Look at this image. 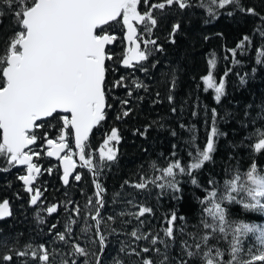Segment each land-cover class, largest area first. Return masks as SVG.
<instances>
[{
	"label": "snow or ice",
	"instance_id": "6c2138e0",
	"mask_svg": "<svg viewBox=\"0 0 264 264\" xmlns=\"http://www.w3.org/2000/svg\"><path fill=\"white\" fill-rule=\"evenodd\" d=\"M194 7L204 9L213 19L219 18V10H227L228 16L239 12L257 17L260 26L256 31L264 38V14L255 6L245 5L242 0H199L195 4L193 0H0V31L6 25L12 29L0 50V160L4 161L0 172L13 168L24 170L25 174L17 178L29 194L28 205L35 211L39 224L46 222L42 213L53 216L63 210L66 214L62 231L56 230L57 223L50 224L47 229L53 237L51 248L47 243L21 244L22 233L11 242L0 238V264H103L112 235L131 238V243L121 241L113 264H128L120 258L121 254L136 257L133 264H264V225L232 220L228 207L239 205L246 212L264 214V169L253 162L246 172H237L226 179L222 191L215 180L208 181L211 187H205L197 178L205 164L213 161L216 140L224 135L216 126L215 109L211 112L212 124L205 145L196 144L195 137L190 142L194 149L188 153L190 163L185 165L179 159H173L161 168L152 162L150 167L159 175L149 178L142 174L138 182L125 180L121 185L122 189L127 185L137 191H146L152 185L161 194L171 192V198L180 201L183 197L178 177H188L196 189L205 193L199 199L203 214L200 222L202 234L187 233L193 243L180 240L179 253L172 255L178 241L177 231L184 233L178 222L184 221L185 217L176 211L166 215L162 236L159 232L154 235L144 230L146 220L143 218L153 215V209L136 204L135 199L126 201L135 211L125 208L106 218L102 212L107 203V189L99 177L105 168L118 160L117 146L122 137L119 129L112 127L104 133L98 157H94L87 151L90 134L103 127L108 110L113 108L109 94H114L116 89H124L127 98L115 97L120 106L115 119L119 121L132 115V99H143L135 94L148 90L134 73H148L150 57L165 51L156 36L157 30L169 16ZM116 28L124 33L122 40L127 42L119 59L108 47L119 39ZM181 30V22L178 19L172 21L166 41L175 44V37ZM252 43V38L245 35L237 48L244 49L246 44ZM230 51L235 57V49ZM108 61L127 70L128 76L121 75L108 81ZM156 63L151 67L155 68ZM256 63L264 65V48L257 52ZM207 64L208 73L202 77L205 91L213 90L219 103L225 94V83L223 79L217 82L213 74L215 54L209 57ZM116 70L115 67L112 69ZM241 83H245L243 78ZM175 87L173 79L167 96L169 104L173 103L171 92ZM156 96L158 99L154 103H160V93L157 92ZM260 119L264 120V113ZM53 121L59 122L55 139L49 138L47 131L54 126ZM150 127L137 129L133 134L147 138ZM180 127L185 126L181 124ZM69 135L74 138L75 151L68 143ZM171 135L177 133L172 131ZM253 138L252 153L264 154V127L255 129L249 136V139ZM38 141L46 145L43 152L48 157L61 162V180L65 187L69 186L70 178L81 181V173L73 175L78 166L92 174L94 191L83 206L71 198L45 206L42 197L47 189L42 191L35 187L42 174L41 167L34 160L41 152L32 147H39ZM175 147L173 145V149ZM172 155L175 156V152ZM75 156L79 157V165ZM46 171L49 175L53 173L51 167ZM65 196L69 194L65 192ZM120 196V192L115 193L112 203L116 204ZM12 215L10 202L7 199L0 201V221ZM118 218L123 226L121 230L114 226ZM133 221L137 222L136 225L127 231ZM249 237H255L256 243L246 245ZM221 240L227 243L226 249L219 246ZM142 241L146 243L141 244Z\"/></svg>",
	"mask_w": 264,
	"mask_h": 264
},
{
	"label": "trees",
	"instance_id": "16d2710c",
	"mask_svg": "<svg viewBox=\"0 0 264 264\" xmlns=\"http://www.w3.org/2000/svg\"><path fill=\"white\" fill-rule=\"evenodd\" d=\"M199 0H193L198 3ZM247 6H255L261 14H264V0H242ZM221 15L217 19L208 16L202 8L186 9L183 13L177 12L169 16L162 27L157 30L156 36L164 46L163 53H154L150 57L148 73L135 72V78L142 81L148 88L147 91H139L135 95L143 97L142 100L132 99L131 107L133 113L123 120H116L115 116L120 106L119 99L127 98L124 89H116L115 93L109 94V103L113 108L108 110V117L102 128L94 129L88 143L87 151L94 157H98V150L103 143L104 133L109 132L112 127H117L122 137L119 149L118 160L110 167L105 168L100 174L99 181L107 189L105 195L106 207L102 210L105 218L108 215H116L122 209L131 208L126 203L127 200L135 199L136 204H142L153 209V215H146L144 226L145 231H151L154 235L159 232L163 235L162 229L167 214L176 211L178 215L185 217L184 221L178 224L184 228V233L177 231L178 241L172 249V255L179 253V241L188 240L187 233L202 234L201 205L199 199L205 196L202 189H196L188 177H178L181 181L182 197L180 201L173 200L171 192L160 193V190L149 185L146 191H137L127 185L121 188L125 180L136 183L140 176L146 175L151 178L159 175L151 167L155 162L159 167H166L173 159H179L185 165L191 162L189 151H194L190 147L192 138L195 143L203 147L209 134L212 117V109L217 112L216 126L224 135L216 140V151L213 154V161L207 162L197 173L199 182L205 187L208 181L215 180L220 191L223 190V183L230 179L237 172L244 173L250 165L255 162L260 169H264V154L254 155L251 150L253 139H249L250 134L257 128L264 127V120L260 117L264 113V65L256 63V55L264 48V38H261L256 29L260 26L257 17L245 16L239 12L233 16H228L227 10H219ZM178 19L181 22L182 30L175 37L176 43L170 44L165 36L170 30L171 22ZM11 27L7 26L0 31V50L4 48L5 39L11 34ZM222 33V35H218ZM115 34L119 37L117 42L109 49L119 59L124 50V33L115 29ZM248 35L252 38V44H246L244 49L237 48L242 38ZM208 37L205 40V37ZM235 49L236 56L233 57L230 50ZM215 54L216 68L214 76L219 82L225 83V94L219 103L215 100V93L212 90L205 91L202 77L208 73L207 61ZM237 61L234 63L233 61ZM158 61V63H156ZM156 63L152 68L151 64ZM109 71L107 80L112 81L121 75L128 76L127 70L118 67L112 61L107 62ZM116 71H112L113 68ZM227 73V76H225ZM245 83H241V79ZM131 79V77H129ZM175 79L176 87L171 92L174 100L169 104L167 96L172 80ZM160 93V103L156 93ZM176 111L173 112L172 109ZM196 115H193V113ZM58 121H53V127L47 128L49 138L55 139L58 135ZM183 124L185 127L181 128ZM151 125L147 138L134 135L135 130ZM175 131L176 136L171 132ZM68 143L73 151L74 144L72 136H68ZM39 147H33L40 151L41 155L35 162L42 169V174L38 177L35 187L43 191L45 206L60 203L71 198L84 205L88 196L93 194L92 174L87 169L76 168V173L82 174L80 182L70 180L68 187L62 185L60 181L61 171L59 165L46 157L43 152L45 144L38 141ZM173 145H176L173 149ZM67 151V149H66ZM175 152V156L172 153ZM75 159V157H74ZM4 166V161L0 160V167ZM53 169V173H47L48 168ZM25 174L23 169L13 168L8 172H0V201L7 199L13 215L6 220L0 221V238L11 242L17 234L20 236V243L31 242L33 245L47 243L53 247L52 239L48 234V227L52 223H57V231L63 230V223L66 214L61 210L53 216L42 213L45 219L44 224H39L35 218V211L29 207V194L25 193L21 181L17 178ZM65 192L69 194L65 196ZM83 192V195L81 194ZM121 193L116 204L112 203L113 195ZM19 194V198H17ZM230 209V219L243 220L246 223L264 225V214L258 212H246L239 205H228ZM125 219H128L125 217ZM83 222L81 221V224ZM133 221L126 230L131 231L136 225ZM118 230L123 229L119 223L114 225ZM79 234V229H76ZM121 241L131 243V238L127 235L109 236V248L103 257V264H113V258L117 257ZM81 243H84L81 240ZM146 242L142 241L141 244ZM256 243L255 237L246 239L245 244ZM227 248V243L223 240L220 245ZM128 264H133L136 257H125Z\"/></svg>",
	"mask_w": 264,
	"mask_h": 264
},
{
	"label": "water",
	"instance_id": "95a60500",
	"mask_svg": "<svg viewBox=\"0 0 264 264\" xmlns=\"http://www.w3.org/2000/svg\"><path fill=\"white\" fill-rule=\"evenodd\" d=\"M124 45H125V47H126V45H127V42L126 41H124ZM113 45H110V46H108L109 48L110 47H112ZM90 136H91V134H90ZM73 142H74V138H73ZM34 146V145H33ZM32 146V147H33ZM45 147H46V145H45ZM74 149H75V147H74ZM66 151V150H65ZM61 155H63V153H61ZM46 157L48 158V159H50V160H52V161H54V162H57L58 164H59V168H60V171H61V176H62V171H63V168H62V164H61V162L60 161H58L55 157H48L47 155H46ZM75 160H76V162H77V164L79 165V157L78 156H76L75 157ZM79 167V166H78ZM79 168H81L82 169V167H79ZM19 169H22V168H19ZM75 173H76V169L74 170V172H73V175H75ZM70 180H71V178H70ZM60 181H61V183H62V180H61V177H60ZM21 184H22V182H21ZM62 185H63V183H62ZM23 186V185H22ZM64 186V185H63ZM26 193V192H25ZM28 194V193H27ZM8 218H10V217H8ZM8 218H6V219H8ZM5 219V220H6Z\"/></svg>",
	"mask_w": 264,
	"mask_h": 264
},
{
	"label": "bare ground",
	"instance_id": "6f19581e",
	"mask_svg": "<svg viewBox=\"0 0 264 264\" xmlns=\"http://www.w3.org/2000/svg\"><path fill=\"white\" fill-rule=\"evenodd\" d=\"M90 138V137H89ZM72 139H73V137H72ZM73 144H74V142H73ZM79 168V167H78ZM81 169V168H80ZM82 169H86V168H82ZM9 219V218H8Z\"/></svg>",
	"mask_w": 264,
	"mask_h": 264
},
{
	"label": "rangeland",
	"instance_id": "374dc122",
	"mask_svg": "<svg viewBox=\"0 0 264 264\" xmlns=\"http://www.w3.org/2000/svg\"><path fill=\"white\" fill-rule=\"evenodd\" d=\"M213 91V90H212ZM214 92V91H213Z\"/></svg>",
	"mask_w": 264,
	"mask_h": 264
}]
</instances>
